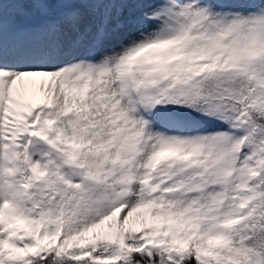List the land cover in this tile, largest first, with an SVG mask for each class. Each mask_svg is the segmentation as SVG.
Listing matches in <instances>:
<instances>
[{
	"label": "snow or ice",
	"instance_id": "6c2138e0",
	"mask_svg": "<svg viewBox=\"0 0 264 264\" xmlns=\"http://www.w3.org/2000/svg\"><path fill=\"white\" fill-rule=\"evenodd\" d=\"M0 264H264V0H0Z\"/></svg>",
	"mask_w": 264,
	"mask_h": 264
}]
</instances>
